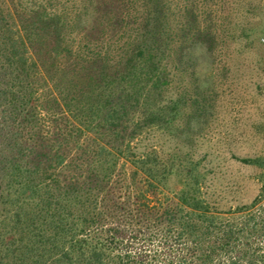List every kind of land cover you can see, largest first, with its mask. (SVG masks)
<instances>
[{
  "label": "trees",
  "instance_id": "1",
  "mask_svg": "<svg viewBox=\"0 0 264 264\" xmlns=\"http://www.w3.org/2000/svg\"><path fill=\"white\" fill-rule=\"evenodd\" d=\"M194 5L176 27L172 0H0V264H264V156H235L261 187L224 210L192 152L137 146L203 110L166 99L216 50Z\"/></svg>",
  "mask_w": 264,
  "mask_h": 264
},
{
  "label": "rangeland",
  "instance_id": "2",
  "mask_svg": "<svg viewBox=\"0 0 264 264\" xmlns=\"http://www.w3.org/2000/svg\"><path fill=\"white\" fill-rule=\"evenodd\" d=\"M191 2L199 25L217 34L216 50L193 45L175 65L166 99L198 96L203 110L190 102L174 130L153 129L137 146H155L164 158L192 152L208 172L212 202L228 210L250 203L261 187V167L235 156H264V0H172L176 27L188 21L184 7Z\"/></svg>",
  "mask_w": 264,
  "mask_h": 264
}]
</instances>
